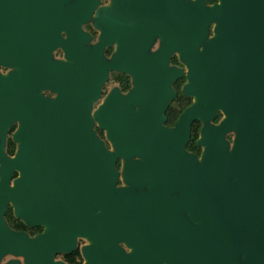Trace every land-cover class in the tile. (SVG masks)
<instances>
[{
	"label": "water",
	"instance_id": "95a60500",
	"mask_svg": "<svg viewBox=\"0 0 264 264\" xmlns=\"http://www.w3.org/2000/svg\"><path fill=\"white\" fill-rule=\"evenodd\" d=\"M68 1L0 0V63L16 67L0 76V128L19 121L21 141L9 197L30 225H47L28 238L0 221V256L64 264L54 255L85 237L83 264H264V0H129L126 9L122 0ZM92 11L101 31L88 48L81 24ZM155 33L162 48L147 54ZM57 47L65 60L52 58ZM172 49L195 102L166 127L170 82L181 74L167 67ZM109 70L128 72L134 87L112 89L92 113ZM196 118L200 156L186 150Z\"/></svg>",
	"mask_w": 264,
	"mask_h": 264
},
{
	"label": "flooded vegetation",
	"instance_id": "af4514ba",
	"mask_svg": "<svg viewBox=\"0 0 264 264\" xmlns=\"http://www.w3.org/2000/svg\"><path fill=\"white\" fill-rule=\"evenodd\" d=\"M74 0H70L67 3H64L63 6H67L72 3ZM205 5L210 6L217 4L219 0H203ZM113 4L112 0H99L98 7H107L111 8ZM123 8H128L130 3L129 0H122ZM81 30L88 33L90 36L89 42L86 46L89 48L99 40L100 29L95 25V11H92L89 19L81 24ZM207 39L214 36L215 24L211 22L207 26ZM60 36L65 39L67 33L65 31H60ZM162 41L163 36L160 33H155L150 41L149 45L147 46L146 53L153 54L158 52L162 48ZM118 44L116 41H113L110 45H107L103 49V56L106 61H109L112 55L117 50ZM52 58L55 60H65L64 51L61 47H57L52 51ZM166 64L168 68L177 69L181 72V74L177 75L171 82L170 87L174 91L173 97L168 100L167 105L163 111L164 122L163 125L166 127L174 126L175 122L178 120L180 114L184 112L187 108L192 106L195 102L193 96L189 95L185 92V85L188 83V68L186 63L180 58L179 50L172 49L166 60ZM16 67L3 65L0 63V76H8L11 72L15 71ZM133 78L132 76L125 71L120 70H109L107 74V78L104 81L99 98L93 102L92 105V113L96 108L103 102L104 98L108 95V93L116 88L119 90L121 94H127L129 90L134 87L133 85ZM45 98L52 99L56 96V92L51 89H43L40 91ZM204 106V104H203ZM135 108L138 110L140 106L135 105ZM171 117H175L174 121L171 124H168V115ZM223 118V113L221 110H217L213 119L211 120L212 123L217 124ZM203 126V122L200 118H196L191 122L190 125V138H191V131L193 128L197 129V133L199 137L201 128ZM19 129V121L13 120L9 123H5L3 129L0 128V221L3 223V226L8 229L9 231L17 232L25 234L28 238L36 237L37 235L44 232L45 228L47 227L46 224H39V225H30L24 218L19 216L16 212V204L13 198L9 196H17L14 190L16 189V180L20 178L21 173L17 166L13 165V160L17 156L21 141L16 138V133ZM94 129L96 131L97 136L103 140L105 147L107 150H111L112 146L106 139V131L105 129L98 126L95 122ZM233 132L228 133L226 138L232 142ZM190 141V139H189ZM188 141V143H189ZM188 152H191L197 156H200L202 152V147L196 145L199 148V153L196 150H190L187 148ZM138 159V158H136ZM122 165L123 159L117 158L115 161V169L119 172L117 185H123L121 179V172H122ZM23 196H34L32 194L26 193ZM42 196H45L42 195ZM80 238L85 237H77L75 243V249L69 253H56L54 255V261H63L64 264H83L85 261L81 247L85 244L89 243V240L85 239L86 241L80 240ZM121 247L124 249L125 253L130 251L125 244L121 243ZM78 251L79 257L75 258L74 262H69L67 259L68 255L71 253ZM16 261L17 264H26L25 256L23 255H16L13 253H4L0 256V264H7L9 262Z\"/></svg>",
	"mask_w": 264,
	"mask_h": 264
},
{
	"label": "trees",
	"instance_id": "16d2710c",
	"mask_svg": "<svg viewBox=\"0 0 264 264\" xmlns=\"http://www.w3.org/2000/svg\"><path fill=\"white\" fill-rule=\"evenodd\" d=\"M174 119L175 117H171V115L169 114L167 123L171 124L174 121ZM197 136H198L197 129L193 128L191 131V138L187 145V148H189L190 150H196V152L199 153V148L196 145ZM77 256L79 257V252L75 251L70 255H68L67 259L69 260V262H74Z\"/></svg>",
	"mask_w": 264,
	"mask_h": 264
},
{
	"label": "rangeland",
	"instance_id": "374dc122",
	"mask_svg": "<svg viewBox=\"0 0 264 264\" xmlns=\"http://www.w3.org/2000/svg\"><path fill=\"white\" fill-rule=\"evenodd\" d=\"M85 239H86V238H80V240H82V241H86Z\"/></svg>",
	"mask_w": 264,
	"mask_h": 264
}]
</instances>
